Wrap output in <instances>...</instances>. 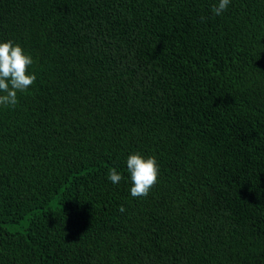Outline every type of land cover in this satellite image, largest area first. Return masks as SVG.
<instances>
[{
	"label": "trees",
	"instance_id": "obj_1",
	"mask_svg": "<svg viewBox=\"0 0 264 264\" xmlns=\"http://www.w3.org/2000/svg\"><path fill=\"white\" fill-rule=\"evenodd\" d=\"M218 3L0 0L36 75L0 106V264H264V0Z\"/></svg>",
	"mask_w": 264,
	"mask_h": 264
},
{
	"label": "clouds",
	"instance_id": "obj_2",
	"mask_svg": "<svg viewBox=\"0 0 264 264\" xmlns=\"http://www.w3.org/2000/svg\"><path fill=\"white\" fill-rule=\"evenodd\" d=\"M230 2L231 0H219L218 5L212 8L214 15H222ZM33 63V57L19 44H14L11 40L0 42V106H16L18 92H26L35 83V73L29 72ZM126 166L132 183V197H146L158 182L160 169L156 157L134 153L127 158ZM108 178L113 184H118L123 177L113 168L110 169ZM120 211L125 209L121 206Z\"/></svg>",
	"mask_w": 264,
	"mask_h": 264
}]
</instances>
